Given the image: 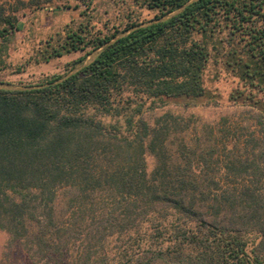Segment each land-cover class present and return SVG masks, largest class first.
<instances>
[{
    "label": "trees",
    "instance_id": "obj_1",
    "mask_svg": "<svg viewBox=\"0 0 264 264\" xmlns=\"http://www.w3.org/2000/svg\"><path fill=\"white\" fill-rule=\"evenodd\" d=\"M122 2L132 7L118 26L97 27L85 13L41 41L35 64L84 53L64 74L0 88L8 246L35 264H264V196L208 192V161L197 172L147 117L211 101L204 75L213 61L237 79L229 101L264 130V0ZM17 12L0 3V74L22 28ZM253 164L264 165V140Z\"/></svg>",
    "mask_w": 264,
    "mask_h": 264
},
{
    "label": "rangeland",
    "instance_id": "obj_2",
    "mask_svg": "<svg viewBox=\"0 0 264 264\" xmlns=\"http://www.w3.org/2000/svg\"><path fill=\"white\" fill-rule=\"evenodd\" d=\"M31 1L0 0L8 9L18 10L15 15L22 25L9 44V67L0 74V81L11 84L12 88L36 85L47 77L62 75L68 65L84 55L75 53L35 64L32 57L41 41L61 32L68 24L82 22L85 13L95 17L97 27L118 26L132 7L124 5L122 0H93L92 7L86 10L77 0H35L39 3L36 9L30 5ZM135 11L134 15L141 21L153 18V14L145 10ZM91 59L92 56L87 61ZM204 81L213 95L211 101L205 100L196 107L169 103L147 115L149 122L167 129L171 150L180 157H183L180 150H184L197 172L204 173L202 166L208 161V192L238 196L248 189L264 196V165L257 169L253 164V155L261 151L264 130L253 111L229 101L237 79L221 64L212 61L205 71ZM184 145L188 148L184 149ZM145 158L148 170L152 171L155 158L149 153ZM0 264L35 263L20 246L9 247L8 236L0 231Z\"/></svg>",
    "mask_w": 264,
    "mask_h": 264
},
{
    "label": "water",
    "instance_id": "obj_3",
    "mask_svg": "<svg viewBox=\"0 0 264 264\" xmlns=\"http://www.w3.org/2000/svg\"><path fill=\"white\" fill-rule=\"evenodd\" d=\"M121 36H119V37H121ZM119 37H117V38H119ZM92 57H93V55H92ZM88 62H90V61H88ZM0 88H6V89H9V90H21V89H23V88H12V87H8V86H5V85H0Z\"/></svg>",
    "mask_w": 264,
    "mask_h": 264
}]
</instances>
